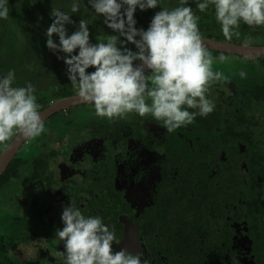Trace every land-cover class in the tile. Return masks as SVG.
<instances>
[{"label":"flooded vegetation","instance_id":"flooded-vegetation-1","mask_svg":"<svg viewBox=\"0 0 264 264\" xmlns=\"http://www.w3.org/2000/svg\"><path fill=\"white\" fill-rule=\"evenodd\" d=\"M223 55L264 72L261 55ZM253 71L213 84V112L171 133L150 114L109 122L84 102L47 115L45 131L24 139L12 159L24 162L18 175L0 184L23 179L37 192L9 194L10 207H0V264H66L56 233L71 202L119 242L132 220L148 264H264V112L254 111L264 107V74L254 80ZM69 83L72 93L51 94L44 108L77 95Z\"/></svg>","mask_w":264,"mask_h":264},{"label":"clouds","instance_id":"clouds-1","mask_svg":"<svg viewBox=\"0 0 264 264\" xmlns=\"http://www.w3.org/2000/svg\"><path fill=\"white\" fill-rule=\"evenodd\" d=\"M7 3L0 0L2 19L9 16ZM89 3L118 35L92 44L88 23L83 19L78 31L68 35L65 25L74 22L68 14L52 9L54 20L47 29L46 44L53 52L67 54L58 59L67 65L68 79L79 99L93 105L97 117L113 122L133 112L140 117L150 114L171 133L192 124L197 115L206 117L213 112L215 105L207 94L213 84L229 78L213 71L216 58L204 44L198 26L200 17L191 6L162 8L145 31L135 27L134 13L137 7L142 11L154 9L160 0ZM180 4H187V0H180ZM210 6H214L215 19L226 40L239 37L241 22L249 27L264 26V0H203L196 4L200 12ZM71 11L78 12L79 5L73 3ZM54 34L59 44L54 42ZM126 42L138 51L126 47ZM77 49L78 54H73ZM218 59L223 63L227 57ZM136 61L141 63L134 66ZM89 68L94 71H87ZM145 69L150 73L145 74ZM238 75L247 78L245 71ZM14 80V70L0 78V145L6 148L18 135L31 140L45 131L34 86L13 87ZM61 219L64 226L56 236L63 242L66 264H148L142 261V253L114 251L113 242L119 244L115 232L99 216L86 217L74 203L64 208Z\"/></svg>","mask_w":264,"mask_h":264},{"label":"trees","instance_id":"trees-1","mask_svg":"<svg viewBox=\"0 0 264 264\" xmlns=\"http://www.w3.org/2000/svg\"><path fill=\"white\" fill-rule=\"evenodd\" d=\"M198 2L203 0H187L185 5H181L180 0H160V5L158 4L156 8L143 11L137 7L134 13L135 27L146 31L154 15L162 8L171 10L178 6H191L194 13L200 17L198 26L202 37L229 41L224 38L221 26L215 19L214 6H210L205 12H200L196 7ZM73 3L79 5V11L76 13L71 11ZM7 7L9 8L8 18H0V78L5 77L10 70H14L13 87H26L28 83H31L35 88L34 95L38 97L39 110L43 109L47 103L44 97L40 98L42 94L61 97L72 93L70 85H64V81L70 82L67 65L63 59H58L67 54L53 52L46 44L47 29L54 20L51 15L52 9L68 14L74 22L65 25L68 35L78 31L81 19L88 23L92 44L98 43L99 40L107 42L109 35L115 34L104 23L103 17L91 7L89 0H8ZM238 31L239 37L233 36L229 42H243L241 39L264 36V26L249 27L241 22ZM121 39L125 40L124 37ZM53 40L59 44V37L55 34ZM256 44H260L259 41ZM125 46L133 52L138 51L131 43L126 42ZM208 50L214 55L225 53ZM78 51V49L75 50L73 54H78ZM260 59L264 64V54L260 56ZM87 71L92 72L94 69L89 68ZM22 164H24L22 159L12 160L1 175L0 184L10 180L14 173L18 175Z\"/></svg>","mask_w":264,"mask_h":264},{"label":"water","instance_id":"water-1","mask_svg":"<svg viewBox=\"0 0 264 264\" xmlns=\"http://www.w3.org/2000/svg\"><path fill=\"white\" fill-rule=\"evenodd\" d=\"M205 46L208 49L218 50L225 53L238 54L249 58H255L264 54V45H253L248 42L232 43L220 39L202 37ZM140 61L134 62L136 64ZM148 69H145V71ZM82 102L78 95H71L68 97L59 98L56 101L51 102L47 107L39 111L43 119L53 113L56 110L65 108L69 105ZM24 140L21 136L14 137L8 144V147L4 148L0 153V175L5 171L8 164L14 158L17 153L20 144ZM126 227L124 229L123 238L116 244L117 250L126 249L129 253H137L142 247L137 238V226L132 220H124Z\"/></svg>","mask_w":264,"mask_h":264},{"label":"rangeland","instance_id":"rangeland-1","mask_svg":"<svg viewBox=\"0 0 264 264\" xmlns=\"http://www.w3.org/2000/svg\"><path fill=\"white\" fill-rule=\"evenodd\" d=\"M114 35H117L116 32ZM121 40H123V39H121ZM241 40L246 41L250 44L252 42L259 41V43L261 44L264 41V36L245 38V39H241ZM226 57H227V59L223 63H221L220 61H214L213 71H220L223 73L227 72L228 78H233V79L237 80V79H241V77L238 75V73L240 71L246 72V69H252L253 68V69H258V71H253V73H252L254 80H256V79L260 80L261 76L263 77L264 72L260 71L261 68L258 64L254 65V64L247 62V61L243 62V60L237 59V56H235V55H228ZM41 96H40V98H41ZM45 96L48 98V99H46L48 101L52 95L51 94H45ZM254 111L256 114H257V112H259L258 114L260 115V111H261V113L264 112V107L261 106V108L259 110H254ZM262 121H264V119ZM2 146L3 145H0V150L2 149ZM25 184H26V182H25ZM31 190L32 189L28 190L27 184H26V186L24 185L23 179H21L20 182H14L13 184L11 183V186H5L3 188H0V197H1L0 207H2V206L6 207V208L10 207L11 202L8 199L9 194L14 196V197L16 195L17 196L20 195V196L27 198V197H31V195H33V193H37L35 190H32V191ZM3 213H6L5 210H2V211L0 210V215H1L0 216V224L1 225H3L4 222L7 220V216L2 215ZM3 227H5V225Z\"/></svg>","mask_w":264,"mask_h":264}]
</instances>
